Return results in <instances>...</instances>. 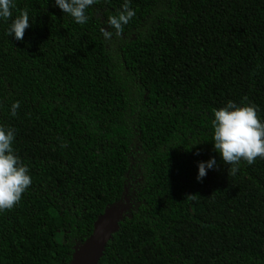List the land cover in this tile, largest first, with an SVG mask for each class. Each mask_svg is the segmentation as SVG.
Masks as SVG:
<instances>
[{"label": "trees", "instance_id": "1", "mask_svg": "<svg viewBox=\"0 0 264 264\" xmlns=\"http://www.w3.org/2000/svg\"><path fill=\"white\" fill-rule=\"evenodd\" d=\"M123 3L96 0L81 25L15 0L0 20V124L32 177L0 212V264H72L107 213L99 264H264V159L233 174L211 123L229 101L264 120V0H130L117 33Z\"/></svg>", "mask_w": 264, "mask_h": 264}, {"label": "clouds", "instance_id": "2", "mask_svg": "<svg viewBox=\"0 0 264 264\" xmlns=\"http://www.w3.org/2000/svg\"><path fill=\"white\" fill-rule=\"evenodd\" d=\"M96 3V0H54L55 6L69 15L77 24H85L89 17L86 10ZM130 0H124L122 10L115 16L109 17L111 28L119 33L123 25L135 15L130 6ZM15 0H0V20L7 21L15 9ZM30 19L26 10H21L6 28V34L15 40H22L24 31L30 26ZM106 37L108 31L103 33ZM19 102L10 106L12 116L16 115ZM212 143L225 165H231L233 174L238 170L241 161L252 164L257 157L264 159V120L258 116L255 105L227 102L223 107L213 111ZM15 129L0 124V212L10 210L18 204L22 194L30 186L32 177L29 168L16 154L13 142ZM216 166L215 157L207 161L198 162L196 179L201 180L207 170Z\"/></svg>", "mask_w": 264, "mask_h": 264}, {"label": "water", "instance_id": "3", "mask_svg": "<svg viewBox=\"0 0 264 264\" xmlns=\"http://www.w3.org/2000/svg\"><path fill=\"white\" fill-rule=\"evenodd\" d=\"M117 218L118 214L107 213L99 220L92 238L72 264H99L104 246L113 232Z\"/></svg>", "mask_w": 264, "mask_h": 264}]
</instances>
